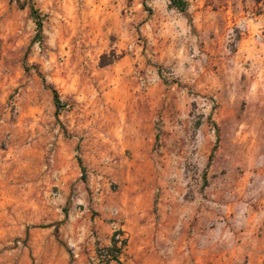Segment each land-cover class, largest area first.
<instances>
[{
  "label": "rangeland",
  "instance_id": "1",
  "mask_svg": "<svg viewBox=\"0 0 264 264\" xmlns=\"http://www.w3.org/2000/svg\"><path fill=\"white\" fill-rule=\"evenodd\" d=\"M181 1L0 0V264H264V0Z\"/></svg>",
  "mask_w": 264,
  "mask_h": 264
},
{
  "label": "built area",
  "instance_id": "2",
  "mask_svg": "<svg viewBox=\"0 0 264 264\" xmlns=\"http://www.w3.org/2000/svg\"><path fill=\"white\" fill-rule=\"evenodd\" d=\"M115 235V238L117 240V247L119 249L124 250L126 247L122 245V241L126 240L123 238V233L120 230H115L113 236ZM108 248L100 249L98 253L96 254V261L99 264H120V255L119 254L117 257V253H108L107 252Z\"/></svg>",
  "mask_w": 264,
  "mask_h": 264
},
{
  "label": "trees",
  "instance_id": "3",
  "mask_svg": "<svg viewBox=\"0 0 264 264\" xmlns=\"http://www.w3.org/2000/svg\"><path fill=\"white\" fill-rule=\"evenodd\" d=\"M171 1V4L173 6H175L176 8L180 9L181 11H184L185 10V6L186 4L181 1V0H170ZM32 13L33 14H36V11L32 8ZM41 26V24L39 23V27ZM53 95H54V101H55V104L58 106L59 105V98H58V94L55 90H53ZM127 244V241L126 240H123L122 241V245L125 246ZM107 252L108 253H117L116 257L122 253V249H119L117 247V240L115 238V235L113 236V244L111 247H109L107 249Z\"/></svg>",
  "mask_w": 264,
  "mask_h": 264
},
{
  "label": "crops",
  "instance_id": "4",
  "mask_svg": "<svg viewBox=\"0 0 264 264\" xmlns=\"http://www.w3.org/2000/svg\"><path fill=\"white\" fill-rule=\"evenodd\" d=\"M101 229H104V228H103V227H101ZM118 230H120V229H118ZM123 230H124V229H123V228H121V230H120V231L123 233ZM123 234H124V233H123ZM103 241H104L105 245L107 246V245H109V242L111 241V239L109 240V239H107V238H104V240H103Z\"/></svg>",
  "mask_w": 264,
  "mask_h": 264
}]
</instances>
